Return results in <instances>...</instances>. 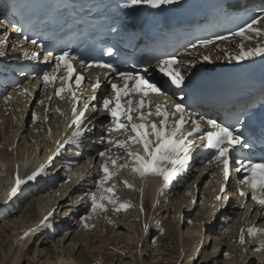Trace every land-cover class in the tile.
Segmentation results:
<instances>
[{"label":"bare ground","instance_id":"obj_1","mask_svg":"<svg viewBox=\"0 0 264 264\" xmlns=\"http://www.w3.org/2000/svg\"><path fill=\"white\" fill-rule=\"evenodd\" d=\"M254 26L260 27L259 24ZM3 27L4 22L0 24V39L5 37L6 32L2 30ZM241 44L244 45L245 50L264 45V37L254 36L251 40L239 37L233 40L231 45L222 43L218 52L213 54L204 52V50L199 53L197 50L200 54L198 57L200 61L194 62L193 71H205L218 64L225 65L228 61H241L233 58L239 54ZM12 51L13 45L10 44L8 36L7 42L0 44V53H2L0 56H9ZM203 56H209L210 59L205 61ZM33 84L25 81L17 89L10 90L6 98L0 100V217L1 214L5 216L4 214L9 209L18 207V199L22 198L23 194L26 199L32 197L23 214L29 213L36 218L34 223L29 224L20 225L15 222L14 226L8 228L11 230L10 233H4L3 229H0V264H21L22 256L29 255L30 241L36 237H40V245L30 257L34 258V262L30 259L31 264H105L104 258L116 259L118 264H133L131 261L136 258L146 264L144 262V260L147 261V257H144L145 252L150 249L147 238L156 228L162 233L158 236L159 244L155 245L156 248H152L151 259L153 261H149V264H154L157 258L161 259L159 264H210L212 263L211 257H215L214 253L221 246L220 244L222 248L226 244L225 247H228L224 259L220 261L221 264H264V251L256 250L261 241H264V232L248 235L247 239L244 238L245 242L241 243L240 235L244 228H236L229 217H224V213L216 219V223V220L212 221L213 214L218 207H213L215 203L208 197L205 198L199 190L196 193L197 189L188 191L186 187L179 192L180 186L176 183L172 187L169 185L165 187L161 177L148 175L142 179L139 174H134L127 168L119 170L117 175L101 185L100 181L105 175L102 166L107 161L110 171H113L115 166L111 165L108 158L117 159L118 164L123 163L126 159L125 152L118 149L117 154L113 152L101 157L90 153L91 151L85 148L81 140L78 145L66 142L72 136L68 133L69 127H67L70 112L67 99L63 96H54L46 109L45 90L38 88L34 92L32 91ZM25 88L29 90L30 95L21 94ZM30 105L35 106V112ZM33 113L38 116V121L33 120ZM7 132L8 135H6ZM28 137L30 139L27 140ZM106 137L126 140L128 135L120 131L111 136L108 133ZM32 139L33 142H29ZM75 146L81 148V153L69 151ZM110 146L117 149L114 144H109L108 147ZM62 147L64 150L60 153ZM135 147L133 145V148ZM41 165H45L44 171L40 172L36 179L28 180V176L37 171ZM193 172H197V175L193 174L195 179L203 176L205 170L195 171L193 169ZM213 174L217 179V173ZM17 176L24 180V183L19 186V190L13 196L11 189L15 186ZM125 180L134 187H126ZM113 184L115 185L114 193L104 192V188ZM211 184L206 187V190L210 188L212 192H215L214 184ZM44 188L45 195L41 196ZM86 193H94L98 200L102 196H111L117 200V207L120 203H129L131 207H128V211L131 210V212L127 218V225H130L131 229L123 230L119 235L115 228L118 217L114 218L116 221L112 227L109 229L106 227L108 234L90 232L89 228L93 226L94 216L100 212V209L92 211V199L90 195H85ZM217 193L218 190L211 196L214 201ZM196 195L201 198V201L196 202L195 205L199 212L196 216L189 218V214L196 208L193 205ZM100 202L109 204L106 199ZM109 205L108 207L114 211L113 205ZM228 208L235 209L234 212L237 211L235 217L242 213L245 220L250 223L258 212L256 207L252 212L253 217H248L246 213L249 209H236L234 202ZM210 211H213L212 215ZM49 213L52 215L48 216ZM67 213L72 214V220H69L67 215L65 216ZM46 216L51 227L42 226L41 222ZM82 217L85 219H81ZM261 217H264V213H261ZM184 218H186L187 225L185 229L183 228ZM102 221L99 220L96 224ZM206 221L210 222L208 226L203 224ZM181 223L182 228L180 229ZM192 223L194 225L191 226ZM145 225H147V230H145ZM248 227H251V224ZM203 228L206 235L202 232ZM256 229H264V221L256 226ZM209 234H215L210 254L204 242L209 241ZM50 236H57V240H52L53 243H50L47 240ZM119 242L124 246L129 245L127 247L131 253L125 254L115 247ZM99 245H103L102 248L104 247L105 251L99 253L101 248ZM168 245L172 248H168ZM245 245H247L246 249L250 250L249 252L242 250ZM109 246H112V251L107 250ZM76 248L79 251H76ZM36 254H38L37 257ZM220 254L219 252L213 259L214 263ZM181 256L184 260L171 261Z\"/></svg>","mask_w":264,"mask_h":264},{"label":"snow or ice","instance_id":"obj_2","mask_svg":"<svg viewBox=\"0 0 264 264\" xmlns=\"http://www.w3.org/2000/svg\"><path fill=\"white\" fill-rule=\"evenodd\" d=\"M176 0H129V6L136 5H164L175 3ZM3 21H0L2 24ZM259 24L260 27H255L254 25ZM264 17L259 19H254L250 24L245 27L240 28V30L233 35L241 36L245 40H251L254 36L264 37ZM19 31V29H17ZM218 39H228V37H218ZM7 42V33L5 37L0 39V44H5ZM33 44L37 41L33 40ZM213 43L211 40H201L200 44L207 46ZM193 48L196 45H192ZM2 54V53H0ZM36 54H33L35 56ZM264 55V45H259L253 48H248L245 50L244 45H240V51L238 55L233 58L236 60H243L246 57ZM70 53L65 51L60 56L56 57L57 64L56 68L59 69L61 62L64 68L67 70L66 76H57L55 73L49 74L45 72L43 74V81L45 86L49 83H55L57 80L61 82L60 87L54 89L55 96H61L66 90L71 93L73 97V120L72 125H75V131L69 140L66 142L79 144L80 138L84 135L85 131H90L91 129H86L82 127L83 119L85 118V112L91 106L96 111H99L102 107L107 111L111 117L112 125L107 128L109 136L113 133L120 131H130L133 135L127 137L126 140H121L119 138H107L101 137L102 142L107 140L110 145H115L117 149L123 150L126 154V159L123 163H117V159L110 160L111 165L115 166L113 171H110L109 164L106 161L103 167L104 177L101 179L100 184L104 185L109 181L114 175L119 173L121 169H129L130 172L134 174H139L143 179L148 175L161 177L164 181V186H168L171 182L179 176V174L188 167L190 160L192 159V150L196 147L193 140L188 139L189 137L198 138L202 143L200 147L214 149L213 160L219 162L222 165V172L225 182L230 176V163L234 162L238 164L239 167L235 168L236 172L245 171L246 174L241 179L240 183L247 185L248 190L251 192V198L256 201L264 210V160L260 162H254L251 159H240L236 160L233 153L239 154L240 149H250L252 147L251 141L244 136L243 132L234 131L231 127H226L216 120L211 118H205L201 116L199 120H191L192 128L190 130L185 128V125L189 123L185 119V112L187 111L186 106L183 103L168 104L164 105L156 104L155 112L151 111V103L146 101V97L149 92L152 93H162V89L156 84L146 79L142 75L133 74L130 72H119L120 77L123 78V87L112 83L111 88L114 95L105 97L102 104H89L84 103L83 110H78L77 104L79 103V98L76 97L75 92H72L69 85V81L72 79L73 66L69 60ZM209 56H203V60L208 61ZM177 60L175 56L161 59L158 62V68L161 73L168 76L171 83L177 87L181 86L185 81V76L181 74L177 67ZM98 67L107 69L110 72L116 73L118 69L112 64L97 63ZM84 78L80 75L76 76L77 85L80 84L81 80ZM134 80V86L129 89L128 82ZM100 87L99 79L92 84L93 91ZM130 92L139 93L140 99L136 102L130 95ZM21 94H31L27 88L23 89ZM128 97L125 103L122 104V99ZM48 99H51L49 97ZM96 97L93 95L90 100L95 101ZM43 103V101H41ZM149 104V111L145 112V104ZM135 114V117H134ZM178 118L169 123L170 118ZM155 115L160 117L159 122L150 120L149 118ZM33 120H35L36 114H32ZM123 118V119H122ZM200 121H206V124L210 126L212 130H203ZM133 145L136 147L133 148ZM59 151V149H57ZM109 149L99 152L98 155L105 157ZM211 163V161H209ZM45 165H41L37 171H34L28 180L36 179V177L43 172ZM24 183L19 176L16 178L15 186L11 189V195H16L19 190V186ZM126 187L133 188L134 185L128 183L127 180L124 181ZM226 191V183L221 186L220 192L224 194ZM106 193H114L115 185L104 188ZM239 194L241 196H247L248 191L241 189ZM85 195H90L92 199V211L95 212L97 209L105 210L106 205L101 200L106 199L109 204L113 205L115 211H120L121 209H126L131 207L129 203H120L117 205V200L111 196H102L100 200L97 199L94 193H86ZM217 200L228 199L227 195H219L216 197ZM49 213L48 216H51ZM81 219H85L82 217ZM42 226L51 227L48 223V217L46 216L41 222ZM145 230H147V225H145ZM257 232H264V229H256L255 227L247 229L249 235L255 234ZM27 235V233H25ZM240 242L244 243V230H241ZM257 251H264V241H261L260 246Z\"/></svg>","mask_w":264,"mask_h":264},{"label":"rangeland","instance_id":"obj_3","mask_svg":"<svg viewBox=\"0 0 264 264\" xmlns=\"http://www.w3.org/2000/svg\"><path fill=\"white\" fill-rule=\"evenodd\" d=\"M35 105H36V103H35ZM30 108L31 109H33V111H34V108H35V106L33 107V105H30ZM35 112V111H34ZM37 118H36V120L38 121V116H36ZM9 133L7 132V134L6 135H8ZM37 134V133H36ZM30 136V135H29ZM28 139H30L29 137L27 138V140ZM29 142H33V139L32 140H29ZM45 188L42 190V194H40L41 196H44L45 195ZM198 192V189H197V191H196V193ZM44 194V195H43ZM22 198H20V199H18L19 201H18V207H16V208H13V209H9V211H7L6 212V214H4L5 216H3L2 214H1V217H0V229H3V231H4V233H10L11 232V230H9L8 228H9V226H14L16 223L17 224H20V225H23V224H29V223H34L35 221H36V218H34V216H32L31 214H29V213H26V214H23L24 212H25V210H26V208L28 207V202H30V200H32V197H29L28 199H26V198H24V195L22 194V196H21ZM196 202L197 203H199V197H197V199H196ZM196 202H194V206L196 205ZM105 205H106V209L105 210H100V212L97 214V215H95L94 216V223H93V226H94V228H93V226H91V228H89V231L90 232H95V233H98V234H102V235H105V234H108V229L110 228V227H112L114 224H115V219L116 218H118L117 219V223H116V229L118 230V231H116V232H118L119 233V235H120V233L123 231V230H129V229H131V228H129L130 227V225H127V223H128V215H129V212H131V210L130 211H128L129 210V208H126V209H121L120 211H113L112 210V208L111 207H108V205L109 204H107V203H104ZM109 206H111V204L109 205ZM189 206L191 207V204H189ZM108 207V208H107ZM196 207V206H195ZM191 209H192V207H191ZM190 209V210H191ZM2 210V209H1ZM106 210H107V212H106ZM192 211V210H191ZM199 211L197 210V207L196 208H194V210H193V212L191 213V214H189V218H192V217H194V216H196L197 215V213H198ZM12 213H13V215H12ZM102 213V214H101ZM104 213H107V214H104ZM111 213H112V216H111ZM110 214V215H109ZM114 214V215H113ZM68 216V219L69 220H72V214H65V216ZM177 215V214H176ZM212 215V214H211ZM99 216H102V217H99ZM107 216V217H106ZM107 219H106V218ZM124 217V218H123ZM103 218V219H102ZM106 220H105V219ZM110 218V219H109ZM115 218V219H114ZM6 219H9V220H6ZM11 219V220H10ZM97 219V220H96ZM104 221L105 223H103V221L102 222H98V224H96L97 223V221ZM121 221H120V220ZM185 219V221H183V223H184V225H183V228L185 229V227L187 226L186 225V218H184ZM212 220V219H211ZM210 220V221H211ZM11 221V222H10ZM16 222V223H15ZM112 222V223H111ZM212 222V221H211ZM217 222V220L215 221V223ZM8 223H9V225H8ZM210 223V222H209ZM121 225V226H120ZM192 225H194L193 223L191 224V226ZM65 227V226H64ZM63 227V228H64ZM97 227V228H96ZM108 229H107V228ZM132 227V226H131ZM180 229L182 228V223H181V225H180V227H179ZM103 229V230H102ZM157 229V228H156ZM154 229V231L152 232V234H151V236L150 237H148L147 238V243L149 244V246H148V248H150L149 250L147 249L146 250V252H145V256L144 257H147V261H145L144 260V262H146V264L148 263L149 264V261H153V259H151V256H152V254H153V249L152 248H156V246L159 244V238H158V236L162 233V232H160V229ZM213 229V228H212ZM211 229V230H212ZM203 231H204V228H203ZM112 232V231H111ZM110 232V233H111ZM139 232V231H138ZM110 233H109V235H110ZM208 233V232H207ZM61 233H59V235H60ZM215 234H217L218 235V233L217 232H215ZM214 234V235H215ZM48 235V234H47ZM214 235H208V239H209V241H204V242H206V249H207V251H209L208 252V254H210V251H211V249H212V244H213V238H214ZM138 236L140 237V235H139V233H138ZM157 239V240H156ZM47 240H49V242L50 243H53V241L52 240H54V241H56L57 240V236H50V238L49 239H47ZM210 240L212 241V242H210ZM153 242H154V244H153ZM157 242V243H156ZM209 242H210V244H209ZM157 244V245H156ZM39 245H40V237H36V238H33L31 241H30V243H29V249H28V252H29V255H23L22 256V260H21V264H31V262H30V259L32 260V262H34V258H30L31 256H33L34 255V253L36 252V249L38 250V248H39ZM156 245V246H155ZM221 246H219V248H217V251L214 253V255H215V257L214 256H212L211 257V262L213 263V264H221V260H222V258L225 256V252L227 251V249H228V247H225V246H227V244L222 248V244H220ZM224 245V244H223ZM102 246L103 245H99V247H101L100 248V250L98 251L99 253L100 252H103V251H105V248L103 247L102 248ZM127 246H129V245H127ZM127 246H124V244L123 245H121V243L119 242V244H117V245H115V247H117V248H119L122 252H124L125 254H127V252L129 253H131V251H129V249H128V247ZM246 246L247 245H245V248H242V250H244L245 249V251H250V250H248V249H246ZM111 247L112 246H109L108 248H107V250L108 251H112V249H111ZM168 248H172V246L171 245H168L167 246ZM216 247H218V246H216ZM93 249V248H92ZM76 251H79L77 248H76ZM221 253L220 254V256L217 258V260H215V263H214V261H213V259H215L216 258V255L218 254V253ZM79 252H77V254H78ZM92 253V252H91ZM95 252H93L92 254H94ZM76 254V253H75ZM37 255L38 254H36V257H37ZM250 255V254H249ZM248 255V256H249ZM187 257V256H186ZM183 258V256H181V258L180 257H175V258H173L171 261H173V262H176L177 260H184V259H182ZM224 259V258H223ZM104 263L105 264H118V262H117V260L116 259H112V260H107V258H104ZM133 264H143L141 261H138L136 258L135 259H133L132 261H131ZM159 262H161V259H159V258H157V260H156V262L154 263V264H159ZM212 263H210V264H212ZM206 264V263H205Z\"/></svg>","mask_w":264,"mask_h":264}]
</instances>
